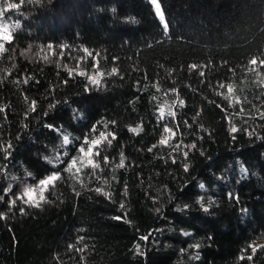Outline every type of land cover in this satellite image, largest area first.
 <instances>
[{
	"label": "trees",
	"instance_id": "1",
	"mask_svg": "<svg viewBox=\"0 0 264 264\" xmlns=\"http://www.w3.org/2000/svg\"><path fill=\"white\" fill-rule=\"evenodd\" d=\"M157 2L0 0V264H264V0Z\"/></svg>",
	"mask_w": 264,
	"mask_h": 264
},
{
	"label": "snow or ice",
	"instance_id": "2",
	"mask_svg": "<svg viewBox=\"0 0 264 264\" xmlns=\"http://www.w3.org/2000/svg\"><path fill=\"white\" fill-rule=\"evenodd\" d=\"M19 7V5L17 4H12V3H9L7 5V9H12V8H17ZM7 9H4L3 11H6ZM3 11H0V15H3ZM156 12L158 15H160V18L163 20V13L161 12L160 10V5L159 4H156ZM15 27H19V25H16ZM167 27V25H165V28ZM12 40V35L11 33L9 32L8 28L5 26L2 30H0V41H4V42H11ZM5 51V47H4V43H0V52H3ZM249 64L252 65L253 67L249 68L248 70L249 71H253V72H256L257 69H256V65L259 64L260 67L264 68V58H261V59H257V58H253L249 61ZM197 66L196 65H192V68L195 69ZM115 71V69L113 70ZM259 74V73H258ZM93 83H96L98 84L99 81L98 80H93L92 81ZM221 87H224V85L222 84ZM228 91L231 92L232 91V88L231 86L228 87ZM34 103V102H33ZM237 103H239V100H237ZM183 104V101H181V105ZM169 115H174V113L172 112H169L168 113ZM264 115V114H262ZM161 118H163V110H161ZM131 131L133 132H138L139 129H136V128H133V129H130ZM165 131L166 132H171L172 130L169 129V128H165ZM233 131H236V129H233ZM108 135H111V134H108ZM113 139L115 138L114 136L112 137ZM107 140V142L110 144L111 143V140H108V137L105 135V134H101V137L99 139H96V140H93L91 142L89 141H85L86 144L89 145L88 147V150L87 152H85L84 148H81L80 151L82 153H84L85 156L89 157V159L87 160V164L84 165V166H92L93 168H96V167H99L98 164H96L92 159H91V156L93 155V148H98L99 145L103 142ZM70 141L68 139L67 136L64 137V143L65 144H68ZM168 140L167 138L165 139H162L160 141V144H167ZM149 151H151V149H149ZM95 155H99V152L97 151L95 153ZM107 159V158H105ZM81 163H83V161L81 160ZM77 164V161L76 160H73L71 162V165L69 166V168L67 169L68 171H72V168H74ZM120 167H123L124 166V163H123V160H121V164L119 165ZM77 172L80 171L79 168L76 169ZM58 179H60V175L59 173H53L51 176L45 178L44 180L40 181V185L38 186V188L36 189H33V188H28L25 190L24 192V197H27V199L24 200L25 203H31L32 206L34 207H40L41 206V202H46L45 201V197L43 195V192L49 187V186H55V181H57ZM39 191L40 192V196H39V199L37 200L35 198V193ZM97 191H100V189H97ZM24 197H19L18 199H23ZM13 204L15 203V201L12 202ZM207 210V209H205ZM0 218H3L2 217V214H0ZM119 219V218H117ZM145 239H147V237H145ZM252 248V252L253 254H255V252L257 251V247L256 246H250ZM260 247H264V246H260ZM241 259H243V257H241ZM248 259H252L251 256L248 257Z\"/></svg>",
	"mask_w": 264,
	"mask_h": 264
},
{
	"label": "rangeland",
	"instance_id": "3",
	"mask_svg": "<svg viewBox=\"0 0 264 264\" xmlns=\"http://www.w3.org/2000/svg\"><path fill=\"white\" fill-rule=\"evenodd\" d=\"M154 10L156 11V4H158L157 0H151ZM161 10V9H160ZM157 13V12H156ZM160 17V15H158Z\"/></svg>",
	"mask_w": 264,
	"mask_h": 264
}]
</instances>
